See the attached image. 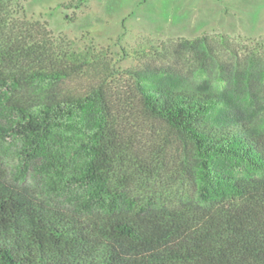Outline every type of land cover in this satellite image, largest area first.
<instances>
[{
	"label": "trees",
	"instance_id": "obj_1",
	"mask_svg": "<svg viewBox=\"0 0 264 264\" xmlns=\"http://www.w3.org/2000/svg\"><path fill=\"white\" fill-rule=\"evenodd\" d=\"M20 1L0 0V149L34 183L0 178V264H264V133L236 91L159 68L114 88Z\"/></svg>",
	"mask_w": 264,
	"mask_h": 264
},
{
	"label": "rangeland",
	"instance_id": "obj_2",
	"mask_svg": "<svg viewBox=\"0 0 264 264\" xmlns=\"http://www.w3.org/2000/svg\"><path fill=\"white\" fill-rule=\"evenodd\" d=\"M70 1L79 0L20 3L26 17L44 22L64 47L94 53L92 69L114 88L132 85L134 73L159 68L188 90L236 91L235 115L264 133V0H82L77 8L61 5ZM199 38H206L209 52L198 55L179 47L184 39ZM89 80L81 76L69 85L81 89ZM19 162L8 149H0V178L18 186ZM33 183L27 176L20 185L31 192Z\"/></svg>",
	"mask_w": 264,
	"mask_h": 264
}]
</instances>
